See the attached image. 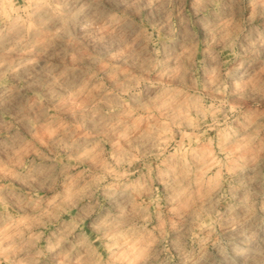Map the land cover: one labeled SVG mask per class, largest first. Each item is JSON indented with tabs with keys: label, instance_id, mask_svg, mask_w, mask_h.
I'll use <instances>...</instances> for the list:
<instances>
[{
	"label": "clouds",
	"instance_id": "obj_1",
	"mask_svg": "<svg viewBox=\"0 0 264 264\" xmlns=\"http://www.w3.org/2000/svg\"><path fill=\"white\" fill-rule=\"evenodd\" d=\"M3 8L6 20L16 14L12 23L18 31L0 46L6 55L23 53L20 60L0 59L5 78L29 71L38 75L58 43L71 37L73 18L85 11L67 0H29L22 9L6 2ZM113 19L89 20L83 31L103 39L113 31ZM215 42L213 34L209 47ZM137 43L126 41L117 55L131 54ZM196 49L194 43L186 46L176 68L157 61L160 79L146 81L160 85V91L149 116L129 130L146 143L143 151L104 154L98 144L76 135L65 139L67 126L59 123L29 137L0 133V264H42L49 257L54 264H169L174 254L195 264L190 245L207 244L215 232L219 200L214 196L231 190L249 159L264 152L258 131L242 136L233 123L250 125L239 116L230 123L237 104L226 99L205 104L198 93L164 82ZM74 63L68 57L57 65L48 73L50 83L62 87ZM217 80L216 93L224 96L226 85ZM100 87L91 81L77 84L65 89L66 99L86 110ZM142 119L145 128L139 126ZM209 129L215 138L206 136ZM137 164L143 168L139 176ZM256 264H264V257Z\"/></svg>",
	"mask_w": 264,
	"mask_h": 264
},
{
	"label": "rangeland",
	"instance_id": "obj_2",
	"mask_svg": "<svg viewBox=\"0 0 264 264\" xmlns=\"http://www.w3.org/2000/svg\"><path fill=\"white\" fill-rule=\"evenodd\" d=\"M24 8L29 0H0V45L16 35L12 19L6 20L3 5ZM63 2V0H60ZM73 7L84 6L82 15L71 21V37L65 38L47 58L42 69L7 78L0 75V133L29 137L47 126H67L64 138L73 135L82 142L98 144L104 154L126 153L147 146L129 131L138 118L149 116L160 85L157 61L176 68L180 52L189 44L197 46L191 60L184 59L180 70L165 76L164 82L204 97L205 104L217 99L235 103L242 136L258 131L264 138V0H67ZM23 15V13H21ZM112 20L113 31L103 39L87 37L83 24ZM213 34L216 42L209 47ZM137 40L135 51L117 55L126 41ZM81 40L84 41L81 44ZM159 53V55H157ZM68 57L76 60L62 87L52 85L48 73ZM23 58L7 54L0 46V59ZM4 68H0L2 74ZM223 81L226 94L216 93L213 80ZM91 81L101 87L94 91L86 110H78L66 99L70 87ZM227 112V108L224 109ZM224 113L220 114L223 119ZM212 118L208 117V123ZM76 125H81L79 129ZM142 119L139 126L145 128ZM187 128V126H185ZM191 131V129H187ZM201 131L203 129H200ZM127 133V134H126ZM126 134V135H125ZM214 129L207 137L215 138ZM136 175L142 164L134 165ZM231 190L214 196L219 212L213 238L205 245L195 242V264H256L264 257V152L233 178ZM163 192L164 186L154 181ZM91 233V229H86ZM163 258V257H162ZM42 264H54L49 257ZM169 264H184L173 255ZM193 264V261H188Z\"/></svg>",
	"mask_w": 264,
	"mask_h": 264
}]
</instances>
